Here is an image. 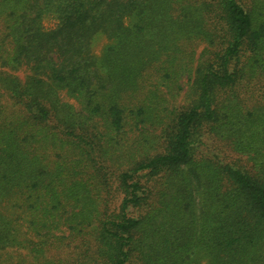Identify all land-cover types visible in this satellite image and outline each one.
Here are the masks:
<instances>
[{"label": "trees", "instance_id": "obj_1", "mask_svg": "<svg viewBox=\"0 0 264 264\" xmlns=\"http://www.w3.org/2000/svg\"><path fill=\"white\" fill-rule=\"evenodd\" d=\"M245 95L264 99V0H0V264H264Z\"/></svg>", "mask_w": 264, "mask_h": 264}, {"label": "rangeland", "instance_id": "obj_2", "mask_svg": "<svg viewBox=\"0 0 264 264\" xmlns=\"http://www.w3.org/2000/svg\"><path fill=\"white\" fill-rule=\"evenodd\" d=\"M56 24H57L56 20L52 17H47L43 20V27L46 30L54 29ZM110 43H111V41H109L106 37H104V36L99 37L96 40L94 47H93L94 54L98 57L102 56L104 50L110 45ZM17 74L20 78H22V79L24 78L25 74L23 72H18ZM249 94H250V91H249ZM245 96H244V98L247 101H252L249 103V105L256 104V103H257V105H259V104L264 105V99L263 98H258V99L252 100L253 98H249V96H246V97ZM61 97L64 101H66L72 105H75L76 108H79L80 105L78 104L79 102L76 99H73V98L67 96L66 94H62ZM242 159H243V164H249V162L246 160V158H244V156L242 157ZM1 255H2V260L4 261V264H39L40 262H43L41 260L39 262H37L35 260L34 256L30 252H28L27 250H22V249L5 250L1 253ZM55 256H58L57 257L58 260L61 259L60 252L55 254V250L48 253L47 259L50 260V259L56 258ZM198 260L200 261V264H210V260L206 256V254L202 253Z\"/></svg>", "mask_w": 264, "mask_h": 264}]
</instances>
